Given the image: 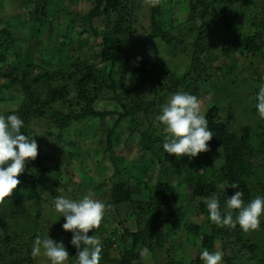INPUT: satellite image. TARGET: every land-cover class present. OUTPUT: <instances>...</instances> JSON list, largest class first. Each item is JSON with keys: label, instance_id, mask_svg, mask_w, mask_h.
<instances>
[{"label": "trees", "instance_id": "1", "mask_svg": "<svg viewBox=\"0 0 264 264\" xmlns=\"http://www.w3.org/2000/svg\"><path fill=\"white\" fill-rule=\"evenodd\" d=\"M65 1L67 0H35L28 15L29 21L42 29L51 20L58 35H68L73 30L79 34H92L102 64L113 68L121 59H126L142 83L149 85L151 92L143 93L140 86L136 87V90L133 88L125 91L123 95L118 94V84L113 80L112 72L106 73L86 61L74 63L69 71L45 70L39 75H33L35 66H38L34 63L35 58L30 56L27 62H21V54L14 38L15 31L8 24L0 30V103L14 93L19 97L21 95L17 107L9 111L3 110L2 116L7 118L11 114L18 115L24 121L21 134L29 139L32 138L30 126L33 120L44 118L48 134L62 143L69 139L70 132H75L72 129L78 125H86L92 119L104 120L112 116L114 112H99L95 108L97 101L108 90L115 94V100L123 108L115 125L109 130V145L123 119L130 118L136 125L132 132L140 135V152L148 153L156 161L159 175L156 182L152 183V177L148 172L144 173V179L142 177L139 181H142L140 183L146 200L138 201L131 185V176L123 178L121 170L114 163L115 172L107 180L110 187L109 206L118 218L125 219L132 213L136 229L131 231L124 228L120 235L112 231L105 233L98 228L90 231L89 236L100 234L103 259L101 264H134L136 260L141 261L146 249L151 253L154 264H159L161 259L163 264H179L173 249L160 237V232L174 217L170 215L165 218V215L177 198L178 191L173 184V178L176 175L180 177V173L185 175L183 182L192 189L194 197L200 199L199 211L206 220L203 225L190 224L186 229L188 237L201 239L200 253L205 249L210 253L219 251L222 253L221 261L224 264H264V212L260 216V226L245 232L239 226L235 229L217 226L210 221L206 207V198L213 192L219 194L217 185L221 183H237L239 187L227 188L224 196L231 197L236 191H243L242 199L245 205L257 196L264 198V162L258 161V157L254 158L256 151L264 154V139L257 147L253 136L243 135L236 130L231 131L229 123L222 120L224 107L215 104L205 115L208 128L213 133V138L208 142L209 150L193 158L184 156L178 159L175 155L163 151L164 137L167 134L163 131L164 125L156 119L172 94L186 92L198 99L201 83L209 84L210 92L213 93L221 89L216 85L217 82H226L222 86L223 89L225 86L239 84L237 77H232L231 66L215 68L222 74L219 77L217 71L213 70L211 73L213 67L208 68L204 64L208 54L215 51L205 44L207 38L201 32L206 26L208 15L213 17L219 12L222 16L219 22L229 30L228 32L219 29L224 44L222 56L239 54L240 57L246 55L247 58L264 62V0H188L190 13L187 21L192 25L199 22L200 26L190 28L191 32L198 30L199 35L193 44L195 51L183 74L169 68L168 64L156 55L151 45L160 39L176 49L179 44L186 42L184 37L172 36L170 29L166 30L163 20L164 16L166 17L165 9L173 0H93L91 10L80 17L78 29L67 27L63 30L60 18L72 14L63 8ZM241 7L244 8V13L248 14V24L253 32L238 36L235 29L232 30L233 17L238 18L237 13ZM145 16L149 25L144 30L140 23ZM99 20L103 22L101 33L95 26V22ZM84 24L88 25V29L80 30ZM79 43L81 48L86 45L85 41ZM150 52L152 55H149ZM11 54L15 62L5 72L4 58ZM227 79L229 84L225 81ZM259 82V78L255 80L250 76L243 79L241 84L249 86L247 94L252 95L255 92L258 95L256 86ZM255 102L256 100H252L248 104L245 103L247 113L241 116L245 118L243 121L250 118L249 127L255 123L251 129L252 133L264 123L253 108ZM234 118L230 117L232 121ZM218 155L222 158V163L219 168H215L214 158ZM111 159L113 161L115 157L112 156ZM50 160V153H38L34 161H26L24 173L18 177L20 184L17 189L0 204V223H6L1 229L7 232L4 238H0V264H36V259L31 254L32 245L37 236L43 239L45 234V196L48 195L49 201L52 202L57 196L79 200V197L72 198L68 183L60 185L58 180L53 186L45 185L46 174L53 171L48 165ZM62 165H56L55 178H59L63 173ZM67 165L71 163L67 162ZM168 166L174 170L171 171L172 168ZM182 166L185 167L181 168ZM212 172L214 173L211 174ZM258 172L261 173L260 177L256 175ZM252 179H257L254 193L250 185ZM224 196H220L222 212L225 208ZM237 214L238 210H233V216ZM104 219L105 217L101 224H104ZM53 222L57 226L54 231L48 233L50 238L61 235L66 237L69 256L76 257L77 249L71 244L73 233L63 230L65 219L62 214ZM118 224L123 225L121 221ZM257 232L261 233L258 238L255 235ZM126 238H130L131 242L126 243ZM117 240L120 254L113 257L109 250ZM200 253L190 264H205V261L200 259Z\"/></svg>", "mask_w": 264, "mask_h": 264}, {"label": "rangeland", "instance_id": "2", "mask_svg": "<svg viewBox=\"0 0 264 264\" xmlns=\"http://www.w3.org/2000/svg\"><path fill=\"white\" fill-rule=\"evenodd\" d=\"M34 1L35 0H0V30L4 29L8 24L12 26L15 31L14 38L19 49L18 51L20 52L19 54H21V62H27V58L32 56L35 58L34 63H37L39 66H35L36 69L33 75H39L45 70L54 72L58 70L69 71L74 63L86 61L90 65H96L98 69L106 73L112 72L113 80L118 84L116 90L118 94L123 95L125 91L133 88L136 90V87L140 86L143 93L149 94L151 92L149 85L142 83L139 76L134 73L131 63L126 59H121L113 68H111L110 65L102 64L100 62V52L95 46L96 44H94L95 39L92 34H79L73 30V32L68 35H58L55 30L56 27H54L55 25L51 24V20L42 29L39 25L30 22L28 15L31 11V7L35 3ZM188 2V0H173L172 4L165 9L166 17L164 16L163 18L166 30L170 29L169 31L172 33V36L184 37L186 42L183 45L179 44L175 47L176 49L169 47L160 39L151 44L156 55L160 56L168 64L169 68L179 74H183L186 71L189 65V59L195 51L193 44L197 41L199 35L198 30H194V32L190 30L192 26H200V23L197 22L195 25H192L187 21V17L190 13ZM92 6L93 0L65 1L63 8L72 14L60 18V25H62L63 30L67 27H75L78 29L80 26V17L88 13ZM237 14L238 18L233 17L234 28L232 30L235 29L238 36L248 33L251 34L253 29L248 24L249 17L248 14L244 13V8L241 7ZM221 17L219 12H216V15L213 17L212 15H208L205 20L206 26L201 30V32L204 33V37L207 38L205 44H208L209 48L215 50L211 54H208L204 64L208 68L213 67L214 69L210 70L211 73L215 70L219 77L222 74L215 68H220L225 65L231 66L233 71L232 77H237L239 84L236 86H225L223 89L222 86H224L223 84L226 82H217L216 85L220 86L221 89L213 93L210 92L209 84L201 83L199 85L200 97L198 98L201 105L200 111L201 114L206 115L215 104L223 106L224 111L222 120L229 123L230 130L239 131L243 135L249 134V136H253L258 147L260 142L264 139V123L262 122V125L260 124V126L256 128V132L253 130L252 133L251 129L255 126V123H252L249 127L250 118L245 121H243L245 118H241V116L247 113L245 112L247 108H244L245 103L248 104L252 100H256L255 97L257 93L253 92L252 95L250 93L247 94L246 90L249 89V86H242L241 82L243 79L250 76L254 77L255 80L259 78V85L256 86L259 90V86L264 84V62L251 57L247 58L246 55L242 57H240L239 54H233L230 57L222 56L224 44L223 41H221L222 34L219 29H228L219 22ZM140 24L142 29L145 30L148 28L149 20L146 16ZM95 26L98 32L101 33L103 28L102 20L95 22ZM80 28V30H87L88 25L84 24ZM81 41L86 42L84 48L80 46L79 42ZM4 59L6 61L4 71L6 72L10 69L11 64H13L15 60L12 54L5 56ZM225 81L228 83L229 79ZM72 94L73 92L71 95ZM114 97L115 94L108 90L100 97L95 106L96 110L99 112H114L112 116L104 120L92 119L89 120L86 125H78L72 129L75 130V132H70L69 139H65L66 142L59 143L53 139V135L48 134L44 118L33 120L30 131L32 133V138L38 145V153H50L52 155V160L48 162V165L53 169V173L50 172L46 174L44 180L45 185L49 187L53 186L54 182L58 180H60V183L58 182L60 185L68 183L72 198L79 197V199H81L83 195L89 192L94 193L93 198L99 199L106 205L104 215L105 222L104 224H100L98 229L105 233L106 231H112L120 235L124 228L134 231L136 226L132 213L128 214L125 219H123V217L118 218L114 216L111 209L112 207L109 206L110 187L107 180L115 172L114 163L116 167H119V170H121L123 178L127 179L131 176V185L133 186L138 201L146 200L142 190V181L139 180L142 179V177L144 179V175L148 172L147 174L153 179L152 183H155L159 172L156 161L151 158L148 153L142 154L140 152L138 145L140 135L139 133L133 134L132 129H135L136 125L132 123L130 118L123 119L111 139V145H109L107 139L109 130L113 128L115 122L119 118V114L123 112L122 106ZM19 101H21V95L19 97L16 93L6 98L3 103H0V115H2L3 110L9 111L10 109L16 108ZM256 102L253 107L255 109ZM231 109H233L235 113H232ZM233 116L235 118L232 121L230 117ZM256 153L257 155L254 158L258 157V161L264 162V154L259 151H256ZM112 156L115 157L113 161L111 159ZM214 160L215 168H219L222 163V158L218 155ZM67 162H70L71 165L66 166ZM58 163L63 164V173L59 178H55V168ZM184 167L185 166H182L181 168ZM173 170L172 168L171 171ZM213 173L214 172L211 174ZM180 175V177L176 175L173 178V184L178 191L177 198L165 215V218L170 215H174V217L170 223L161 230L160 237L173 249L175 253L174 257L179 264H190L191 260L201 251V239L188 237L186 231L187 226L190 224L203 225L206 220L199 211L200 199L195 198L192 194V189L183 182L185 175L183 173H180ZM256 175L260 177L261 173L258 172ZM256 184L257 179L250 180L253 193L256 189ZM45 198L46 202L43 203L45 234L43 238H46L54 231L57 225L53 221L61 215L54 210V202L49 201L48 195L45 196ZM119 221H121L123 225L118 224ZM3 225H6V223H0V238H4L3 236L7 234V232H4L5 230L3 231L1 229ZM10 230H8V233ZM255 235H257L258 238V236H261V233L257 232ZM95 236L101 239L100 234H95ZM52 240L56 243L62 242L68 251L66 237L62 235L55 236ZM129 242H131L130 238H126V243ZM118 243L119 241L117 240L114 242V245L110 247L109 254L113 257L119 256L120 254ZM108 258L112 259L111 257ZM151 258V253L146 249L142 254L141 261L136 260L134 264H154ZM35 259L36 264H51L43 255L37 256ZM101 260L103 261L102 256ZM163 263L164 261L161 259L159 264ZM65 264H75V257H69ZM220 264L224 263L220 261Z\"/></svg>", "mask_w": 264, "mask_h": 264}, {"label": "clouds", "instance_id": "3", "mask_svg": "<svg viewBox=\"0 0 264 264\" xmlns=\"http://www.w3.org/2000/svg\"><path fill=\"white\" fill-rule=\"evenodd\" d=\"M255 99L258 115L264 120V84L259 86ZM200 108L196 96L186 92H177L169 97L161 108V114L156 117L164 125L163 131L167 134L164 137V152L179 159L184 156L193 158L209 150L208 142L213 138V133L209 130L206 116L201 114ZM23 126L24 121L16 114L8 115L7 118L0 115V204L20 184L18 177L24 173L25 162L34 161L38 155L36 141L21 134ZM229 187L237 189L239 185L235 182L218 184L219 194L213 192L206 198L210 221L221 227L235 229L239 226L245 232L257 229L260 226V216L264 212V198L257 196L245 205L243 191H236L231 197L224 196ZM221 195L225 197L223 212L220 209ZM93 197L94 193L89 192L79 200L64 196H57L54 200V210L65 219L63 230L73 233L71 244L77 249L75 264H100L101 240L95 235L89 236L88 233L100 226L106 205ZM233 210H238L235 217ZM31 254L33 257L43 255L51 264H65L70 257L64 244L56 243L49 236L43 239L37 236L33 241ZM200 259L205 264H220L222 253H210L205 249L200 253Z\"/></svg>", "mask_w": 264, "mask_h": 264}]
</instances>
